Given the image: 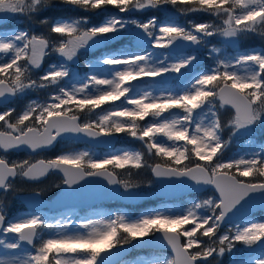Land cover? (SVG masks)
I'll use <instances>...</instances> for the list:
<instances>
[{"label":"snow or ice","instance_id":"6c2138e0","mask_svg":"<svg viewBox=\"0 0 264 264\" xmlns=\"http://www.w3.org/2000/svg\"><path fill=\"white\" fill-rule=\"evenodd\" d=\"M58 5L103 19L99 24L86 15L48 19ZM169 7L185 15L206 13L219 24L192 21L185 27L161 22L155 15L131 18L149 9L168 13ZM109 8L127 18L109 14ZM0 13L23 16L47 29L46 34L0 31V192L13 191L18 179L39 181L53 172L62 173L68 189L86 177H103L108 185L129 192L138 185L117 179L108 166L141 169L145 163L139 151L103 158L85 151L31 156L54 146L65 134L96 138L122 133L160 158L147 165L153 176L190 181L188 187L196 191L214 189L206 199L177 213L157 210L134 219L115 214L81 222L77 227L83 231L77 232L72 231L71 219L57 221L59 231L48 238L41 230L52 224L34 213L10 219L0 198V249L14 253L0 258V264H112L102 252L122 250L136 239L148 244L151 241L144 238L149 236L170 250L149 264H213L226 253L233 255L231 264H264V220H247L235 224L234 231H221L255 198L264 208V145L247 156L224 158L230 140L254 137L258 128H264V49L221 54L214 57L216 67L199 70L200 52L209 38L223 37L230 46L250 34L264 38V0H0ZM4 18L0 16V21ZM125 36L130 43L135 41L137 50L120 48L101 55L83 78L72 69L81 54ZM178 48L186 50L177 52ZM50 54L59 60L46 71L35 72ZM168 74L181 81L179 87H165ZM50 88L54 91L43 103L32 101L20 112L9 106L12 98L29 90ZM105 104L110 106L104 108ZM221 109L228 114L226 123ZM81 112L95 113V119L80 122ZM225 129L228 140L223 137ZM159 136L168 143H161ZM20 150L30 155L10 159ZM99 244L105 246L95 247ZM237 244L255 248L259 255L242 260L236 255Z\"/></svg>","mask_w":264,"mask_h":264},{"label":"rangeland","instance_id":"374dc122","mask_svg":"<svg viewBox=\"0 0 264 264\" xmlns=\"http://www.w3.org/2000/svg\"><path fill=\"white\" fill-rule=\"evenodd\" d=\"M171 7H169L170 9ZM107 12L109 14H118V15H122L125 16L127 18V14H119L116 12V9L114 8H109L107 9ZM153 13V12H152ZM0 15L6 17L7 21L9 20V23L7 24L9 27H4V28H12L10 31H16L14 29H17V27L21 26V21L19 19H17L16 17L13 18V14H3L0 13ZM17 16V15H15ZM151 15L147 14L146 11L140 12V13H135L131 18L132 19H137V20H146L147 18H149ZM169 17L171 18L169 20ZM158 20H160L161 22L164 21H171V22H176L177 24H180L182 26L187 27L189 25L190 22L195 21V20H186L184 18H179V21H176L174 19L173 14H170V10L168 13H159L157 16ZM198 18V17H197ZM90 22L92 24H99L101 22V20L103 19L102 16L91 13V16L89 17ZM14 28V29H13ZM40 34V33H37ZM211 41L205 46L203 47V49L200 52V64H201V69L199 70H207L210 68H214L216 67V60L214 59V57L223 54L224 56H232L235 54V51H239V52H243V51H251L253 49H255L256 51H260L261 49H264V46L261 44L259 45H255V44H251L253 43L252 41H249V43L247 44H243L244 43V39L241 40L240 42H238L236 45L230 46L227 43L224 42V38L217 36L214 38H209ZM246 39V38H245ZM131 38L128 36H125L124 38L119 40V44L120 46L117 47V50L120 48H131L132 50H137L135 48V41H131ZM264 40V39H263ZM105 44L101 45L98 48H93L88 50L87 52L81 54L79 56V59L76 60L74 63L71 64V67L73 70L77 71L80 75L81 78L85 77L86 74H88L90 72V68L89 66L93 63H95L99 57L101 55H106L109 53H113L112 52V47L114 45H112L113 43L117 44V41H109V42H104ZM107 43V44H106ZM112 45V46H111ZM195 47V46H193ZM219 48L221 51L220 53H213L210 50L213 48ZM154 51H159L162 53L167 54L166 49H154ZM100 52V53H99ZM94 53H98L97 55H95ZM51 55V54H50ZM50 55L48 57H50ZM46 57V59L48 58ZM2 58V56L0 57ZM59 60V57H57L55 54L52 55V59L49 60L48 64L45 65L44 63L42 64L41 69L39 70H34L37 73H42V71H46L48 69V65L50 63H55ZM101 75L103 74L102 72L100 73ZM168 75H172V74H168ZM181 84V81L178 79H172V82L170 84H166L165 87H171L173 89L179 87ZM159 87V86H157ZM44 90V89H42ZM54 91V89L51 88L47 89L46 91V95L43 99L39 98V99H35L32 101H36L38 103H43L47 100L48 96ZM29 94V93H27ZM155 94H159V93H155ZM32 101H30L29 103H31ZM117 104H119L120 102L117 101ZM110 105L105 104L103 107L107 108ZM101 109H97L96 112H100ZM222 115H223V120L227 119L225 118V112L223 109L220 110ZM167 115V113L165 114ZM79 117H80V122H84L87 119H95V113L91 114V116H89L86 112H81L79 113ZM148 119H151L150 117L147 118L145 121L141 122L143 123H147ZM224 139L228 140L229 138V131L228 129H225L224 133ZM113 136H118V144L117 146L113 149V150H91L90 148H79V149H75L73 152H80V151H85L88 152L89 154H91L94 158H103L106 156H110L113 154H122L125 151H129V152H134V151H139L143 154V160L145 163V167L141 168V169H133V168H125V169H115V173L121 178V180H129V172L132 170V172L134 174H136L140 180V182H143L142 186H138L134 189H131L129 192H125L124 189L121 192L120 198L117 201H112V202H105L103 204H100L99 206H97V208L95 210H92L86 214L84 213H76V214H72V213H61V214H55V215H49V214H45L43 212H28V211H24V208H19L20 207V203L17 200V195L18 193L16 192L19 189L20 184L16 183L14 186V190L11 191L7 196V204L10 206V212L8 213V217L11 218H19V217H26L29 216L31 214H37L40 215L42 218H44L48 223L53 225V228L48 229V228H43L41 230V234L44 236V238H48L49 236H53L57 233V231H59V229L56 227V222L57 221H64L67 219H71L73 221V225H72V231L73 232H77V231H83L82 229H78L77 225L81 222H85L89 219H103V218H107L110 215L104 211L105 208H112L114 210V215L115 214H123L129 218H137L143 214H146L148 212H153V211H162V212H172V213H177L180 211L185 210L187 207L190 206V203L192 202H198L201 201L203 199H206L208 196L212 195L210 192H206L204 194H200V195H192V196H188L184 199H182L181 201H175L173 203H166L165 200L163 199H159L155 196V189H156V182L154 180H150L149 178L143 177L142 175H145L148 172L149 175V171L150 168L147 167V165H152L154 163L157 162H161L160 158L156 157L153 154H150L147 150V148L144 147L143 143L131 138L130 136L126 135V134H118V135H113ZM124 137L127 139L125 140ZM157 139L161 142V143H165L167 144L168 141L166 140L165 137L159 136L157 137ZM126 141H130V145H128L126 143ZM260 143L258 146H256V143ZM260 145H264V128L261 129H257V132L255 134L254 137H241L239 139H232L229 141L228 143V147L225 148L224 150V156H227L225 159H229V158H233V157H239V156H247L251 154L252 149L254 148L255 151H259L260 150ZM227 153V154H226ZM27 155H11L10 159H24L27 158ZM187 163V162H186ZM109 170L114 169L112 166H108ZM54 181V179L52 181H47L46 183H44L43 186H48L51 185L52 182ZM60 185V184H58ZM55 186V185H53ZM52 186V187H53ZM59 190V187L56 186V191ZM55 191V192H56ZM46 197H51L52 195H48L45 194ZM90 196H92V193H90ZM105 197V196H104ZM109 204V205H108ZM148 209L149 211L143 210L142 212L141 209ZM139 210V211H138ZM80 214V215H79ZM250 220H257L259 221V218H253ZM264 220V217L261 219ZM187 227H191L190 225H188ZM227 228H232V230H235L234 225L232 226H228L225 227L224 229H221V231H226ZM151 237V236H149ZM146 238V237H145ZM144 238V239H145ZM135 241V240H133ZM105 245L104 244H99V245H95V247L97 248H103ZM126 246V245H125ZM236 248L239 249V252L236 253L237 256H239V258H241L242 260H248L249 258H255L256 256L259 255V251L254 249H245L242 245L237 244ZM158 251H149L144 253V250H134V254L129 255L128 257L124 258V260L120 261L118 264H149V262L156 260L158 258L161 257H165L168 256L169 253L167 251H160L161 249H157ZM108 252V251H107ZM106 252V253H107ZM153 252H158V253H153ZM14 253L12 252H8L7 254H4L3 250L0 249V258H11V256ZM110 252L106 255V257H110ZM20 255H23V253H20ZM216 260H218L219 262L222 261V264H231L232 260H233V255L226 253L223 257H218L216 258ZM215 260V261H216Z\"/></svg>","mask_w":264,"mask_h":264},{"label":"water","instance_id":"95a60500","mask_svg":"<svg viewBox=\"0 0 264 264\" xmlns=\"http://www.w3.org/2000/svg\"><path fill=\"white\" fill-rule=\"evenodd\" d=\"M4 21H5L4 19L2 21H0V25L3 24ZM183 50H185V49L178 48L176 51L181 52ZM171 77H172V75H168L165 77V79H167L169 81ZM155 79L157 81H159L162 78H155ZM63 139L75 140L77 142L87 143L91 146H96V147H98V146L111 147V146H113V144L116 141V137H114V136H111V137L100 136V137H96V138H90V137H87L84 135L76 136L73 134H65ZM46 149H48V148H46ZM20 151L29 152L28 150H20ZM57 173H59V172H57ZM59 174L62 175V173H59ZM153 178L158 183L156 195L160 198L174 199V198L183 197V196H186V195L192 194V193H201L207 189H210V188L204 187V188H201L199 191H196L193 188L188 187V184H191L190 181H183L182 182L181 180H178L175 178L167 179V178H157L155 176H153ZM108 189H110V190H108ZM211 190L214 191V189H211ZM90 192H92V196H90ZM87 194H88V196H87ZM118 197H119L118 185H108L107 180L104 179L103 177H86V179L82 180L78 185H75L72 189H68L66 186L63 185L61 192L54 198V200L52 201V203L50 205H52L54 208H60V207L64 208V207H69V206L75 207V206H82V205H93V204L101 202L103 200H109V199L115 200ZM20 200L29 209H35V208H39V207H42L44 205H47L45 202H41L38 199L37 195L36 196L32 195L31 198H28V197H26V195H23V196H20ZM257 211H264V208L261 207V202H260V199L258 197L255 198L251 202V204L249 205V207L246 210H243L240 213H238L235 217H232L231 223H228L226 221L225 225L235 224V223L240 222L242 220H246L253 213H255ZM156 235L159 236V234H156ZM145 240H149L151 242L148 244H144L141 240H138L137 244L139 246H142V247L166 249V246L159 244V243H156L155 237H153L152 239H145ZM129 249H130L129 247H123L122 250L120 248H117V249L110 250L107 253L102 252L101 255L106 256L109 252L113 253L114 255L110 254L109 259L112 261V263H114L116 260H118L123 255H125L129 251ZM116 255H118V256H116Z\"/></svg>","mask_w":264,"mask_h":264},{"label":"trees","instance_id":"16d2710c","mask_svg":"<svg viewBox=\"0 0 264 264\" xmlns=\"http://www.w3.org/2000/svg\"><path fill=\"white\" fill-rule=\"evenodd\" d=\"M153 11V15L156 16V14H159L160 12H157L156 10H146L147 13H151ZM172 12H175L177 14V16H179V18H184L186 20H195V21H207L208 23H217L219 24V21L216 20L215 17H209L206 13H188V14H181L180 12L175 11L174 9H172ZM62 13H67L66 7L65 5H58L57 8L51 12H49L47 15H49L50 18H54V16H61ZM20 15L15 16L16 18L19 19ZM198 17V18H197ZM264 38H261L258 34H250L247 37L248 42L249 41H253V43L251 44H257V43H261L262 45H264ZM95 55H97L98 53H94ZM225 118L228 119V114L225 113ZM194 161H192L193 163ZM144 176H146V178H150L149 175L145 174ZM129 180L135 184H139V178L136 174H134L133 172H130V177ZM143 182H141L142 184ZM259 215H263V213H259ZM213 264H216V261H213ZM219 264H222V261L219 262Z\"/></svg>","mask_w":264,"mask_h":264},{"label":"flooded vegetation","instance_id":"af4514ba","mask_svg":"<svg viewBox=\"0 0 264 264\" xmlns=\"http://www.w3.org/2000/svg\"><path fill=\"white\" fill-rule=\"evenodd\" d=\"M83 15H86V16L90 17V13H83ZM40 25L41 24H39V22H37L36 24H33V23H30L28 25L24 24L23 27H20V30H28V31H31V32H33L35 34H37V33L42 34L41 30L38 27ZM19 104H21V100L20 99L19 100L14 99L13 103H11L9 106L16 109V107ZM16 111L18 112L17 109H16ZM61 146H62V142L60 141V142H58V144L55 147L51 148L50 150H47V151H44V152L40 153L38 155V158H51V157H55L56 155L61 154V151H62L61 150Z\"/></svg>","mask_w":264,"mask_h":264}]
</instances>
